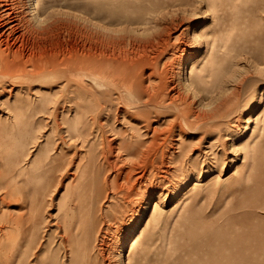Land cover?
<instances>
[{"label":"rangeland","instance_id":"1","mask_svg":"<svg viewBox=\"0 0 264 264\" xmlns=\"http://www.w3.org/2000/svg\"><path fill=\"white\" fill-rule=\"evenodd\" d=\"M43 16L57 19L32 59L31 67L42 64L43 72L22 74L13 89L0 92V117L9 120L16 112L20 125L14 129L28 133L21 164L28 179H20L23 187L13 192L12 172L0 186V215L25 216L24 228H10L7 241L24 237L28 264H71L69 248L58 246L65 241L59 200L88 154L89 189L105 175L121 187L107 189L109 197L94 202L91 223L86 219L85 242L99 264H119L122 246L131 264H264V0H43ZM90 44L93 51L103 49L100 73L84 57L75 60L79 70L71 65ZM144 54L142 84L168 85L159 103L181 92L170 109L147 95L135 109L122 89L127 68ZM112 65L126 69L122 78L119 70L109 75ZM87 74L105 81L108 91L101 92ZM82 78L92 95H74ZM98 99L104 108L95 122ZM220 100L231 108L219 110L227 112L217 120L202 118ZM79 109L91 123V145L67 135L64 118ZM172 122L158 149L153 126ZM136 126L139 146L147 148L143 155L117 148ZM15 145L14 135L11 157Z\"/></svg>","mask_w":264,"mask_h":264},{"label":"bare ground","instance_id":"2","mask_svg":"<svg viewBox=\"0 0 264 264\" xmlns=\"http://www.w3.org/2000/svg\"><path fill=\"white\" fill-rule=\"evenodd\" d=\"M56 22H57L56 18H48L43 16V0H0V92L5 91V89L6 90L13 89L14 88L13 84L14 82H16L15 78L21 77L22 74L30 73V74H34L35 76H38L40 73L43 72V69L39 68L41 67L42 64L40 65L35 64L33 67H31V65H33L32 59L34 55L37 53V51L43 48L42 42H43V38H45V34L57 28ZM99 42L103 46L106 43L103 39L99 40ZM93 50H94L93 44H90L89 50L83 53V55H78L76 53L75 56L73 57V62L71 63V65L72 66L74 65V67H76V69L79 70V68L75 64V60L78 61L79 58L84 57L91 62L89 68L92 67L93 70L98 72L101 69L103 70L104 65H106V64L102 65V62H104V60L106 59L103 53V49L100 52L97 49L95 51ZM156 51L157 50H155V52ZM147 63H148V57L144 54L140 58H138L137 61L132 64V66L127 68V70L122 69V71L126 70V72L128 73V75L124 73L123 81L120 79L122 81L123 91L126 93L127 96L132 97L134 99L135 109L138 108L140 103L143 101L142 98L144 97V95L148 96V100H153L156 104H159L160 106H165L164 108L166 107H168V109L172 108L173 106L176 105V101H175L176 98L181 97V92H178V94H176L175 97L174 96L171 97L170 101L167 102L168 104L159 103V98L161 95L162 97L165 96L163 91L168 88V85L165 82V83H161L162 85H160V87L158 88L153 86L152 89H149L147 86L142 84V80L139 78L142 75L140 71V66L144 67V65L145 64L147 65ZM157 64H158V59L154 61V66L157 67ZM117 66L119 67V65H116V67ZM105 67H108V65ZM112 67L113 65L111 67L109 66V69H113V70L115 69V70L114 72L112 70V73L109 72L110 73L109 75L114 73L113 74L114 77V75H116L119 69ZM106 69L108 68H105V70ZM116 70L117 72L115 73ZM64 71L67 70L65 69ZM119 71L122 72L121 69ZM107 72L108 71L106 70V73ZM106 73L104 71L105 75ZM70 74L73 75L72 72H70ZM78 74L76 75L77 77L79 75L80 77H82L81 74L79 75ZM122 75L123 72L119 76H121L122 78ZM86 76L89 77L98 88H100L101 92L108 91L107 84L105 81L100 80L97 77H91L88 74ZM22 80L23 79H21L20 81ZM26 80L28 79H25L22 82H27ZM83 80L84 79L82 78L79 82L75 84L76 88L74 89L75 91L74 95L87 96V95H92L93 92H95V90L89 88L87 84L83 83ZM27 84L25 86L24 85L22 86L29 87L30 85L28 82ZM163 99L165 98L163 97ZM232 102L233 101H231V103ZM5 104L7 108L10 109V105H8L7 103ZM14 104L15 106L17 105L16 102ZM76 104L78 107L81 106L80 103L76 102ZM229 105L230 104H228V101L220 100L214 103L213 105H211V111H210L211 115H209L208 111H205V114L202 115V118L205 119L206 117H208V119L212 118V120H217L219 116H222L225 114V112H227L224 110L223 112L218 113V111L224 108L225 106H227L228 108L227 110H229L231 108ZM102 108H104V105L100 103L98 99V102L96 103V107H95L96 114H94L93 116L95 122L98 116L100 115L101 113L100 109ZM85 115L86 114L81 113L79 109V113L77 112L76 115L73 116L72 118L66 116L64 118L65 119L64 121L66 122L67 135L70 138L77 136L81 141V145H87L88 142H90L91 145L92 141L90 135L92 133V127H91V123H89V119H87V116ZM157 115L160 116V113H158ZM199 121L200 120L196 121L194 124L200 125L201 121L200 122ZM14 124H16V126L20 125V115L17 114L16 112L13 114V118L9 120H4L3 118L0 117V186H2L4 182L5 183L7 182V177L11 175L12 172L13 174L14 172H16V175L14 176L11 182L12 184L11 186H13V192H17L20 188L23 187V183L19 182V180L21 179L24 181L28 179L25 176L26 173L24 172L23 167L21 166L24 160L23 152L25 151L28 143L26 138V135L28 133H26L27 130L25 129V127L23 128L17 127V130H15ZM173 125L174 122H172L171 126L164 128L156 125L153 126L151 139L153 143L157 144L158 149L169 138L170 134L173 131L172 129ZM10 126L12 130L9 129ZM133 128L132 129L135 130V133L124 135L117 148L119 150H124V151L126 150L129 153H132L134 152V150H136L138 152H141V154L143 155L144 152L147 150V148H142V146H139V143L142 142L139 138V136L141 135L139 131L140 128L137 126ZM163 134H165V136H163ZM14 135L16 137V145H15L16 155L14 157L13 156L11 157L8 154L10 150L13 151V146L12 148H10V138H12ZM96 135L98 136L99 134L96 133ZM136 135L138 137H135ZM93 137L95 138L96 136H92V138ZM161 139H163L162 142L160 141ZM217 141H220L223 145L225 144V140L222 138L220 134L217 137ZM215 144L216 143H213L212 141L209 143V149L211 150L210 151L211 153L214 152ZM180 148H181L180 151H182V147ZM172 154L173 153H171V156H173ZM88 156H89L88 154L82 155L81 161L79 162L77 167L75 182L72 184L71 188L69 187V189L63 194V196L59 200L60 212L58 216L59 218L58 227L61 230H63L64 232L63 237L65 241L62 240V242H60L58 246H64L66 248H69V250L71 251V255H70L71 264H99L97 255L95 254L93 249L91 250L88 247V244L85 242L89 233L87 231V228L89 226L85 224L87 220L89 223H91V220L95 215V213L92 212L91 210L95 204L94 202L96 201L97 205H99V202L101 200L103 201L104 198L109 197V192L106 191L107 189H110V191L112 192L121 191V187H116L117 183H115L114 180L109 181L107 175L103 177V180L95 182L96 185L92 184L93 186L91 187V189H89V184H90L89 175L86 169L90 164L91 158ZM49 157H52V155H50ZM3 160L6 162V164L3 163ZM55 165H57L56 162ZM4 166H9V168ZM214 166H216V168L219 167L216 164ZM53 169H54V163H52L48 167V171L52 173ZM196 179L199 180L198 177ZM23 214L24 212H21L19 215L16 214V216L12 217V219L6 218V214L4 212L3 214L0 215V226H1L0 227V264H11L12 262H14V264L29 263L27 257V251L25 249L21 250V242H22L21 240H23L24 237L20 236L17 240L12 241L11 244L9 243L10 241H7L8 238L7 235L10 232V228L12 227L22 228V229L24 228L23 224L25 222L24 221L25 216ZM37 238H38L37 234H35L34 240H36ZM34 242L35 241H31L30 243H34ZM135 244H136V239L132 242L131 246L129 247V251H131L135 247ZM125 249H126L125 246H122L119 249V256H118L119 264H131V256L130 254L126 255Z\"/></svg>","mask_w":264,"mask_h":264}]
</instances>
